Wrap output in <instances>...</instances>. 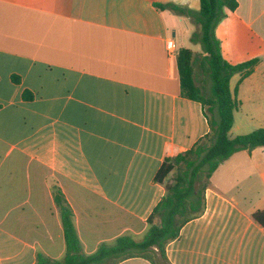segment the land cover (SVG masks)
<instances>
[{"label":"crops","instance_id":"obj_1","mask_svg":"<svg viewBox=\"0 0 264 264\" xmlns=\"http://www.w3.org/2000/svg\"><path fill=\"white\" fill-rule=\"evenodd\" d=\"M237 2L214 33L230 64H257L231 78L240 102L231 138L264 127V0ZM157 4L200 9V0H0V264L65 256L56 188L85 254L121 235L141 239L173 182L155 179L164 160L210 132L177 66L199 25ZM204 195V212L167 245L169 263L264 264V223L252 217L264 211V147L223 161Z\"/></svg>","mask_w":264,"mask_h":264},{"label":"trees","instance_id":"obj_2","mask_svg":"<svg viewBox=\"0 0 264 264\" xmlns=\"http://www.w3.org/2000/svg\"><path fill=\"white\" fill-rule=\"evenodd\" d=\"M237 6V0H200V9L194 12L174 4H157V8H169L189 16L199 25L200 31L192 34L191 42L200 43L202 52L197 56L189 48L181 49L177 55V66L181 94L203 105L210 132L193 148L164 160L155 179L164 183L173 175V182L166 185L165 195L148 217V228L141 239L121 235L113 242L101 243L94 253L85 254L74 225L72 208L61 190L56 188L53 198L63 226L66 253L60 260L39 253L35 264H119L135 257L145 258L153 264H170L166 247L179 238L186 223L204 212V194L220 164L239 151L264 147V127L234 138L229 136L234 113L240 107L230 89L231 78L239 74L238 83L242 82L257 64V59L230 64L223 57L220 41L215 36L216 25L227 11H234ZM196 64L200 75L211 83L209 94L197 82ZM24 98L30 100L32 95L25 93ZM252 217L260 224L264 223V211L253 213Z\"/></svg>","mask_w":264,"mask_h":264},{"label":"rangeland","instance_id":"obj_3","mask_svg":"<svg viewBox=\"0 0 264 264\" xmlns=\"http://www.w3.org/2000/svg\"><path fill=\"white\" fill-rule=\"evenodd\" d=\"M197 31L199 32L200 30L198 29ZM186 45H187L186 48H189V49L193 50L197 56L202 52V46H201L200 43L199 44H195V43H189L188 42ZM195 69H196L197 82L200 85L204 86L205 87V93L209 94L210 93V86H211L210 81L208 79L203 78L202 75H200V71L198 70L197 64L195 66ZM172 177H173V175H172ZM132 237H134L136 239H140V237H137V236H134V235Z\"/></svg>","mask_w":264,"mask_h":264},{"label":"built area","instance_id":"obj_4","mask_svg":"<svg viewBox=\"0 0 264 264\" xmlns=\"http://www.w3.org/2000/svg\"><path fill=\"white\" fill-rule=\"evenodd\" d=\"M166 49H167V52L172 56L177 54V47L173 39L167 40Z\"/></svg>","mask_w":264,"mask_h":264}]
</instances>
